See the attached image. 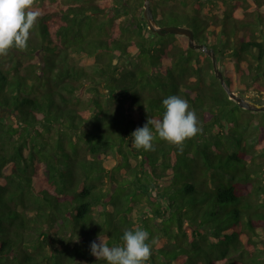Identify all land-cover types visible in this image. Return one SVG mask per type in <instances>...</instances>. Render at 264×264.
<instances>
[{
    "label": "trees",
    "instance_id": "1",
    "mask_svg": "<svg viewBox=\"0 0 264 264\" xmlns=\"http://www.w3.org/2000/svg\"><path fill=\"white\" fill-rule=\"evenodd\" d=\"M143 3L35 0L27 49L0 56V264H108L91 243L123 246L137 227L145 264H264V110L230 99L186 35L151 31ZM150 5L213 50L231 91L264 102V0ZM171 95L202 131L182 152L159 137L133 148Z\"/></svg>",
    "mask_w": 264,
    "mask_h": 264
},
{
    "label": "clouds",
    "instance_id": "2",
    "mask_svg": "<svg viewBox=\"0 0 264 264\" xmlns=\"http://www.w3.org/2000/svg\"><path fill=\"white\" fill-rule=\"evenodd\" d=\"M34 3L35 0H0V56H6L12 48L27 49L30 30L41 15L32 10ZM162 103L165 108L162 119L149 118L143 127L131 133L133 148L154 151V141L159 137L182 152L185 141L202 131L199 119L186 99L171 95ZM99 240V243H91V253L108 264H145L152 254L149 232L140 227L124 231L123 246L109 247L101 236Z\"/></svg>",
    "mask_w": 264,
    "mask_h": 264
},
{
    "label": "water",
    "instance_id": "3",
    "mask_svg": "<svg viewBox=\"0 0 264 264\" xmlns=\"http://www.w3.org/2000/svg\"><path fill=\"white\" fill-rule=\"evenodd\" d=\"M143 16L146 20L148 28L158 34H166V33H175V34H184L188 37V44L192 48H200L202 49L206 54H208L212 60L213 68L215 76L220 81L221 85L226 89L228 92L229 98L233 99L238 106L241 108H244L246 110H252V111H262L264 110V102H257L254 100H251L245 96H242L234 91H231L225 82L224 76L222 71L219 69L216 57L211 48H207L204 44L197 43L194 39V33L193 31L188 28L187 26L183 25H158L154 14L150 5V0H144L143 3ZM262 77L264 80V60H263V69H262Z\"/></svg>",
    "mask_w": 264,
    "mask_h": 264
},
{
    "label": "rangeland",
    "instance_id": "4",
    "mask_svg": "<svg viewBox=\"0 0 264 264\" xmlns=\"http://www.w3.org/2000/svg\"><path fill=\"white\" fill-rule=\"evenodd\" d=\"M186 25V23H177V22H174V21H172V17L171 16H168V17H165V19L163 20V22L160 24V25ZM246 97V96H245ZM248 98V97H247ZM250 99V98H249ZM252 100V99H251ZM245 118V117H244ZM244 126L245 125H247V124H250V126H252V127H254V122H252V121H245L244 120ZM220 141H221V143H220V145H219V147H220V149H222V146L223 145H225V139L224 138H220ZM215 145H216V143H214ZM233 144L235 145V142H233ZM229 145H230V142H229ZM107 161V163L108 164H113L114 162H116L115 161V157L114 156H110V157H108L107 159H106ZM180 176H182V177H184L185 178V175L183 174V173H181L180 172ZM189 196H190V194H188V195H186V196H183V198H181L183 201H188V202H190L191 203V199L189 198ZM93 213H94V215L95 216H97V214H98V210H97V207L94 209V211H93ZM72 242H76L77 241V238L74 236V237H72ZM50 248V247H49Z\"/></svg>",
    "mask_w": 264,
    "mask_h": 264
}]
</instances>
